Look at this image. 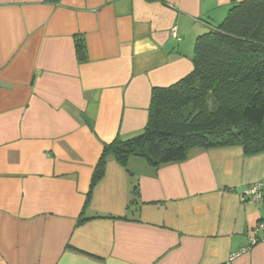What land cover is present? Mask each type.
Segmentation results:
<instances>
[{
    "label": "crops",
    "instance_id": "obj_1",
    "mask_svg": "<svg viewBox=\"0 0 264 264\" xmlns=\"http://www.w3.org/2000/svg\"><path fill=\"white\" fill-rule=\"evenodd\" d=\"M232 1L0 0V264H264V206L240 199L264 153L110 159L86 207L104 144L144 131Z\"/></svg>",
    "mask_w": 264,
    "mask_h": 264
},
{
    "label": "trees",
    "instance_id": "obj_2",
    "mask_svg": "<svg viewBox=\"0 0 264 264\" xmlns=\"http://www.w3.org/2000/svg\"><path fill=\"white\" fill-rule=\"evenodd\" d=\"M76 49L85 61L83 38ZM192 63L184 79L152 90L140 135L104 144L86 207L110 159L126 166L138 157L157 169L186 160L194 149L238 146L247 156L264 153V0H233L224 20L197 37Z\"/></svg>",
    "mask_w": 264,
    "mask_h": 264
},
{
    "label": "built area",
    "instance_id": "obj_3",
    "mask_svg": "<svg viewBox=\"0 0 264 264\" xmlns=\"http://www.w3.org/2000/svg\"><path fill=\"white\" fill-rule=\"evenodd\" d=\"M172 35L175 37L176 33L173 31ZM240 199L242 202H251L256 205L264 206V186L262 183H256L248 188H246L241 194ZM264 231V224H259L253 231V236L250 238V247L255 246L263 238L260 237V233ZM247 250H242L240 253L232 254L230 256V262L236 259L241 254L246 253Z\"/></svg>",
    "mask_w": 264,
    "mask_h": 264
},
{
    "label": "rangeland",
    "instance_id": "obj_4",
    "mask_svg": "<svg viewBox=\"0 0 264 264\" xmlns=\"http://www.w3.org/2000/svg\"><path fill=\"white\" fill-rule=\"evenodd\" d=\"M221 17H222L221 21H216L217 23L222 22L224 20L223 19V18H225L224 15H221Z\"/></svg>",
    "mask_w": 264,
    "mask_h": 264
}]
</instances>
